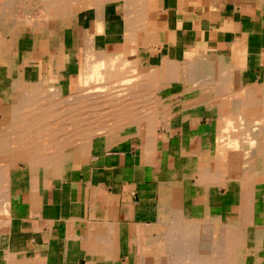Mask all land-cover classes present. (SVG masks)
Returning a JSON list of instances; mask_svg holds the SVG:
<instances>
[{
	"label": "crops",
	"instance_id": "obj_1",
	"mask_svg": "<svg viewBox=\"0 0 264 264\" xmlns=\"http://www.w3.org/2000/svg\"><path fill=\"white\" fill-rule=\"evenodd\" d=\"M2 6L0 122L31 103L53 106L54 125L79 123L61 135L88 144L55 166L39 153L32 160L25 144L0 149V264H186L175 242L183 230L169 223L203 204L193 158L222 127L218 105L242 102L240 92L264 78V11L147 0L141 17L118 0L32 21ZM97 62L110 70L102 83ZM24 118L10 122L22 136ZM143 148L151 149L146 159Z\"/></svg>",
	"mask_w": 264,
	"mask_h": 264
},
{
	"label": "bare ground",
	"instance_id": "obj_2",
	"mask_svg": "<svg viewBox=\"0 0 264 264\" xmlns=\"http://www.w3.org/2000/svg\"><path fill=\"white\" fill-rule=\"evenodd\" d=\"M13 1H17V0H13ZM43 1H45L46 3L45 8L43 9H45L48 12L47 18H50V19L54 18V16L51 17V15H56L55 13L57 14H62L64 12L66 13L69 10L68 5L74 2V0H43ZM100 1L98 2L100 3ZM123 1L126 3L127 8L129 9L128 12L130 15L138 13V15L142 17V14L145 8V3L147 0H123ZM7 2L10 3L8 0H4L3 5L4 4L6 5ZM231 2L238 4V6L240 5L241 7L243 6L244 3H247L246 4L247 6H251L250 9L252 13L254 11H257V9H261L262 11H264V0H250V1L231 0ZM54 3H57L56 4L57 6L54 5ZM11 5H9V7ZM244 6L242 8H244ZM10 8H11L10 10L13 11L12 6ZM69 13L70 11L67 12L66 15H68ZM62 17H66V16H62ZM99 17L101 16H98V18ZM100 27L101 28H99L98 26V28L102 30L101 25ZM263 64H264V53H263ZM103 65H104L103 63L102 64L98 63L95 66L96 67L95 75H94L96 78V80L94 79L95 82L96 81L100 83L104 82L105 71L107 72V74L110 71L108 70V68H106L107 70L106 69L103 70L104 69ZM209 71L210 70L208 69L202 73L203 80H209V77L212 76L211 72L209 73ZM226 81L228 82V85H229V83L232 81V78L230 77V79ZM260 86H262V89H263L262 90L263 93L261 95L253 97L252 94H250L251 90L246 89L247 91L246 90L242 91L240 92V96H237V98L238 97L242 98L243 100L242 102H236V100L234 99L227 98V99H224L223 104L218 105V114H221L222 116L221 118L223 120L222 127H220V129L217 130L218 138L214 144H212L213 142H211L212 145L210 146L207 152H205L203 155H198L193 158L195 160V163H194L195 168L191 176L192 177L193 175L198 176L195 184L199 189V192L203 199V204L199 208H196V209L188 208L183 211H179L176 214V216L173 217V220L172 221L170 220L171 222L169 223L170 225L169 227H171L172 225V227H176L179 229L181 227V231L183 230L182 233L180 232L181 235L176 236L175 242H177L176 244L180 243L183 245V247H181L183 249L180 248V250L178 251L179 255L177 256L180 259H183L184 257L185 260L189 262V263L187 262L186 264H264V223L257 222L261 218L264 219V206L262 207V205L264 204V78H263V83ZM110 95L112 94L110 93ZM226 96L233 97L231 96V93ZM31 106H34V104L31 103L30 105L24 106L23 109L22 108L17 109V110H22V111H19L17 113V116L15 115V118H13L14 115H12L11 118H9L8 116H4V119L0 122V149L1 148L8 149V148H12L13 145L25 144L24 145L25 148L30 147V149L33 152V154H31L32 152L30 153L31 155H33L32 160H34L33 158H34L35 153L36 152L38 153L40 150H42V152H45L46 154L48 153L50 154V152H52L51 150H54L53 152L57 153L56 154L57 156L53 160L49 159L51 161L49 163L50 164L52 163L51 166L59 165L60 163H63V162L68 163V161L72 160L73 157L77 156V153L75 150L76 147L75 149H72V150H75L74 152L66 154L65 151L68 150L67 148H70L68 146L69 142L72 141L74 143V141L70 139V137H72L73 139V136L72 135L65 136L64 134V136L66 137V139L64 140L69 141L70 139V141L68 143L67 141L63 142L64 140L62 138H65V137L61 135V131L63 130L66 131L67 129H69L68 126L70 125L72 129L73 128L72 125H74V121H75V124H79V123H76L77 120L75 119L73 120L72 119L73 117L72 118L69 117L68 119L66 118L67 122L69 121L70 123V124L68 123V126L67 124H64L66 125L64 126V128L62 127V125L61 126L59 125L58 127L54 128L55 126L54 125L53 128L56 130V133L57 131L60 132V134L58 135H61V140L63 143H60V142L57 143V141L54 140L56 142H53L51 145V139H50L51 137L48 135L49 131L41 135L35 134L36 127H38L36 125L37 123H39V120L40 121H44V120L51 121V119L52 121L58 120V118L56 117L57 115L54 114L55 117L53 119L52 115H49L52 117L51 118L45 115L38 114L39 110H41L40 106H39L40 108L37 110H35L34 108L33 109L29 108L28 111H25L26 107H31ZM41 111L44 113L47 112V111L46 112L43 111V108ZM71 113L72 112H69V111L67 112V114L69 115ZM48 114H50V111H48ZM138 114L139 113H137V115ZM19 116L25 117L24 121L21 122V123H24L25 125L22 127L20 123V126L26 129V132L24 131L25 132L24 136L18 134L19 132H17L20 130V128L19 130H17V127H18L17 118H19ZM63 119L65 120V118ZM98 119H97V122H98ZM10 122L14 123V125L16 124L17 127H14V126L12 127L11 126L12 123L10 124ZM82 125L83 123L81 124V126ZM86 126H89V125H86ZM86 126H84V128ZM103 126H106V124L102 125V130H103ZM50 127H51V124H50ZM11 128H14L15 130L14 135H12ZM143 128L144 129L147 128L149 130V126H147L146 128L145 127ZM74 129H78V128L74 127ZM90 130L92 132L93 128ZM99 130H101V128H99ZM37 131H39V129ZM37 131L36 133H39ZM45 131H47V129H45ZM52 131H50L49 134ZM73 132L77 133L78 131L76 132V130H74ZM54 133L52 132L51 134H54ZM67 136L69 137V139L67 138ZM78 137H80V133ZM35 139H38V140L36 141ZM79 139H81V137ZM87 139H88L87 136H85L84 138H82V140H79V142L80 141L81 142L77 145V147L82 146L81 147L82 150H78L77 151L78 154L84 152L83 149H85L86 144H88ZM150 140L147 139V141L149 142ZM215 148H219L217 150H219L220 157H223V158L213 157L216 151ZM150 150L151 149L143 150L142 153H143L144 159H146V156H148L147 153L150 152ZM213 152L214 154L212 155ZM222 152L224 154H222ZM39 153H41V151ZM81 155L82 154H80V156ZM52 156L54 155L52 154ZM45 160L47 161L46 156H45ZM45 160L43 161L47 165ZM49 163H48V166H49ZM0 178H1V175H0ZM210 185H213L217 188L220 187L219 191L221 188L227 189L228 187H230L231 189H233V197L229 201L230 204H228V206L226 207V211L224 215L221 214L222 209H219V211H217V209L211 207L212 204L209 206L207 193H208V188H209L208 186ZM224 198L226 199V196ZM258 203H263V204L261 205V208L257 209ZM234 213H235V217H233ZM250 226L254 228V233H255L254 234V246L252 248L248 247V242H247L248 236H249L248 228ZM179 229H176V230H179ZM167 230L169 231L170 228ZM183 250L185 251V253H183Z\"/></svg>",
	"mask_w": 264,
	"mask_h": 264
},
{
	"label": "rangeland",
	"instance_id": "obj_3",
	"mask_svg": "<svg viewBox=\"0 0 264 264\" xmlns=\"http://www.w3.org/2000/svg\"><path fill=\"white\" fill-rule=\"evenodd\" d=\"M3 1L4 0H0V3H2L3 4ZM10 3H8L7 2V4L4 6H2L3 7V11H5V12H13V11H16V10H21V11H25L26 12V14H29L30 16H32V21H33V18H35L36 16L37 17H39V15H41V17H45L46 15V17H45V19H46V21H53V19L56 17V16H65L66 15V13L67 12H69V11H71L72 10V8L74 7V5H76L77 3H87V2H96V3H98V4H106V3H108V2H111V0H74V2H72L71 4H69L68 6H69V10L65 13H62V14H57V13H55L56 15H51V17H53L54 16V18H47L48 17V12L45 10V9H43V8H45V1H43V0H17V1H13V0H8ZM11 1H12V3H11ZM98 1H100V3L98 2ZM112 1H118V0H112ZM120 2H124L123 0H119ZM203 2H205V3H207V4H209V5H211L212 4V6L213 7H215V6H221V5H223V4H225L226 3V1H228V3H231V4H233L234 5V7H238V8H240L241 6L239 5L238 6V4H235V3H233V2H231V0H202ZM246 1H250V0H246ZM103 2V3H102ZM21 3V4H20ZM12 4V5H11ZM24 4V5H23ZM57 3H54V5H56ZM121 4V3H120ZM247 3H244L243 4V6H244V11H249V12H251V6H247L246 5ZM9 5H11L12 6V10L13 11H11L10 9V7H9ZM53 5V6H54ZM15 8H14V7ZM44 6V7H43ZM57 6V5H56ZM242 6V7H243ZM241 7V8H242ZM20 8V9H19ZM31 8V9H30ZM10 10V11H9ZM50 11V10H49ZM45 12V13H44ZM22 13V12H21ZM252 13V12H251ZM54 14V13H53ZM34 16V17H33ZM263 66H264V64H263ZM128 81V80H127ZM129 82V81H128ZM262 83H263V80L261 81V83H258L257 85H256V88H254V90H251L250 91V94H252V96L253 97H256V96H258V95H261L263 92H262V86H260V85H262ZM260 89V90H259ZM259 93V94H258ZM239 96V95H238ZM229 99V98H228ZM233 99V98H232ZM41 107V108H40ZM39 107V105H34V106H31V107H26L25 108V111H28V109L30 108V109H35V110H37V109H41L42 110V106H40ZM41 110H39V112H38V114H41V115H45V116H47V117H51V116H49V115H52V117H53V119H54V114L55 115H57L56 113H55V111H54V107L53 106H51V107H47L46 109H44L43 108V111H47L46 113H44V112H42ZM24 111V112H25ZM48 111H50V114H48ZM54 112V113H53ZM44 113V114H43ZM46 114H48V115H46ZM72 114V116H75V117H77L76 116V114L77 113H75L74 114V111H73V113H71ZM220 117H222L221 116V114H218ZM51 117V118H52ZM50 119V118H49ZM55 121V120H54ZM54 121H49V123H48V121H47V123L48 124H46L45 125V129H47V131H52L54 134H49V132H48V135L51 137L50 139H51V145H52V143L53 142H56L57 141V143L58 142H60V143H63V142H65V141H67V140H64V139H66V137L65 138H62L64 141L62 142V140H61V137L58 135L59 133H56V130L54 129L55 127H58L59 125H55L54 126V128H53V126H51L50 127V124L51 125H54ZM41 122L42 121H40L39 120V123H37V125L36 126H38V127H36V131L38 130V129H40V125H41ZM51 122V123H50ZM70 124V123H69ZM222 124H223V122H222ZM63 128H64V126H62ZM68 128H70L71 129V125L70 126H68ZM52 129V130H51ZM36 131H35V134H39V133H36ZM37 132H39V131H37ZM217 131H216V133H215V135H214V139H212V144H214L215 142H216V140H217V138H218V136H217ZM57 134V135H56ZM59 136V137H58ZM58 138V139H57ZM68 139H69V137H67ZM53 139V140H52ZM70 139L71 140H73L72 139V137H70ZM70 139H69V141H70ZM36 141L38 140V139H35ZM54 140H56V141H54ZM59 140V141H58ZM80 140H82V138L80 139ZM84 140V139H83ZM69 141H67V143L69 142ZM74 141V140H73ZM81 142V141H80ZM80 142H78V143H75V141H74V143L71 141V142H69V147L70 148H67L69 151L70 150H72V149H74L75 147L77 148V145L80 143ZM86 144V143H85ZM211 144V145H212ZM72 145V146H71ZM87 145V144H86ZM82 146H80V147H78L79 149H75L76 151H78V150H82V148H81ZM217 149H219V148H215V155H213L214 154V152L212 153V155H213V157H217V158H219L220 157V153H219V150H217ZM222 149H224V148H222ZM37 150V149H36ZM66 150V149H65ZM68 150H67V152H68ZM39 151V150H38ZM41 151V153H39ZM38 153L41 155V157H43V156H46V158H47V161H46V163H47V165H48V163L49 162H51L50 160H53L57 155V153H54L53 151L54 150H51L52 152H50V154L48 153V154H46L45 152H42V150H40ZM66 152V151H65ZM38 153L36 152L35 153V155H34V158L33 159H36L37 158V156H38ZM64 153V152H63ZM217 153V154H216ZM45 154V155H44ZM52 154L54 155V156H52ZM78 154V153H77ZM81 154V153H80ZM222 154H224L223 152H222ZM49 155H50V157H49ZM65 155V154H64ZM220 158H223V157H220ZM50 159V160H49ZM63 163H65V162H63ZM68 163H70L69 161H68ZM52 164V163H51ZM50 163H49V166L51 165ZM193 165H194V163H193ZM195 168V167H194ZM194 170H192V172H193ZM0 172H2L1 170H0ZM0 175H2V173H0ZM3 176V175H2ZM2 176H1V178H2ZM209 188H208V203H209V206L211 205V207H213V208H215V209H217V211H219V209H222V215H224V213H225V211H226V207L228 206V204H230V200L232 199V197H233V189H231L230 187H228L227 189H224V188H221L220 189V191H219V188L220 187H215V186H213V185H210V186H208ZM207 188V187H206ZM212 193V194H211ZM215 195V196H214ZM226 196V199L224 198ZM212 199V200H211ZM222 201V202H221ZM263 203H258L257 204V209L258 208H261V205H262ZM219 205V206H218ZM264 206V204L262 205V207ZM234 211H235V209H234ZM213 214H215V213H213ZM227 214H228V212H227ZM233 217H235V213L233 214ZM224 219V218H223ZM257 222H259V223H264V219H259V221H257ZM248 232H249V236H248V247H250V248H252L253 246H254V228L252 227V226H250L249 228H248Z\"/></svg>",
	"mask_w": 264,
	"mask_h": 264
}]
</instances>
